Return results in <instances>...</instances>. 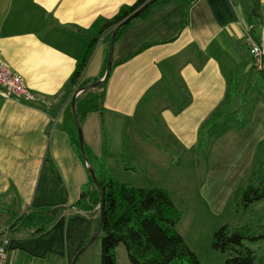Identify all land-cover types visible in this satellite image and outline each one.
<instances>
[{"label":"crops","instance_id":"1","mask_svg":"<svg viewBox=\"0 0 264 264\" xmlns=\"http://www.w3.org/2000/svg\"><path fill=\"white\" fill-rule=\"evenodd\" d=\"M136 1L0 0V59L41 98L28 103L0 97V245L5 237L9 264H71L80 251L74 264H91L82 256L98 213L89 210L91 199H84L82 210L75 207L81 191L93 189L73 142L71 99L105 71L113 30L99 33L100 25ZM258 4L255 18L253 0H158L130 22L114 39L103 108L79 120L86 148L104 162L97 153L104 135L124 141L132 130L148 137L142 109H162V126L175 145L195 148L213 113L222 114V124L238 111L234 118L243 124L235 133L237 150L225 152L232 145L227 143L217 159L220 168L206 173L210 206L226 209L262 152L264 80L253 72L245 43L264 21V0ZM90 41L86 66L71 88ZM58 208L63 212L40 234L19 226L9 230L24 214Z\"/></svg>","mask_w":264,"mask_h":264},{"label":"trees","instance_id":"2","mask_svg":"<svg viewBox=\"0 0 264 264\" xmlns=\"http://www.w3.org/2000/svg\"><path fill=\"white\" fill-rule=\"evenodd\" d=\"M147 1L137 0L131 6L122 7L114 17L100 25L98 32L112 31ZM253 1L254 8L251 15L257 18L260 16L259 4L258 0ZM148 12L149 9L139 18ZM126 26L117 31L115 39ZM92 43L93 41L89 42L76 65L69 80L71 88L77 85L78 78L86 66ZM107 54L104 70L109 51ZM103 75L104 71L101 78ZM104 87L105 85L94 92L87 91L76 101L75 111L78 121L89 113L101 111L105 96ZM222 120V114L216 111L202 124L199 130L200 145L205 142L207 134ZM72 122L74 124L73 119ZM73 142L79 148L76 129L73 133ZM84 150L102 191L101 264H116L115 249L119 244L125 246L130 264H200L176 229L182 214L177 210L166 190L136 188L129 184L119 183L108 174L104 162L98 161L85 145ZM88 177L93 192L84 191V189L81 191L79 204L75 206L79 208L78 210H82L80 205L83 204L85 198L91 199L92 204L89 210L99 209L98 189L89 175ZM234 201L240 202L244 209H248L256 202L264 203V152L257 156L247 183L236 191ZM63 210L58 208L31 211L16 219L9 230L19 226L34 228V234H40L60 216ZM259 220L264 224L262 218ZM258 240H264V234H256L247 227L233 228L229 225H222L212 235L211 248L214 252L227 254L223 264H264V258L257 257L255 252L246 246V242L251 243Z\"/></svg>","mask_w":264,"mask_h":264},{"label":"rangeland","instance_id":"3","mask_svg":"<svg viewBox=\"0 0 264 264\" xmlns=\"http://www.w3.org/2000/svg\"><path fill=\"white\" fill-rule=\"evenodd\" d=\"M252 70L256 72L253 68ZM259 81L261 93L264 94V84L260 79ZM142 110L145 118L141 121V127L148 137L138 138L131 130L127 133L130 136L123 141L116 139L111 132L110 135L103 136L102 143L100 142L97 148L99 157L105 159L108 174L119 183L137 188L166 190L182 214L176 229L187 246L192 247L189 248L200 264H223L227 254L214 252L211 248L212 235L217 228L222 225L233 228L247 227L256 234H264V224L259 222L260 218L264 220V203L256 202L248 209H244L240 202L234 201L236 191L245 185L249 176L237 182L238 189L234 193L230 191L232 195L226 209L212 208L207 200L206 189H209V186L206 185V173L211 169L220 168V165H216L217 159L223 154L227 143L231 142L232 145L228 146L225 152L230 153V148L237 150L235 133L243 124L241 120L234 118L237 115L235 112L238 111L233 112L232 118L209 133L202 145L184 148L175 145L169 130L162 126L160 116L162 109ZM129 125L133 126L132 123ZM222 129L227 131L220 133ZM260 151L264 152V139ZM125 164L131 169L125 170L126 167H123ZM101 239L100 234L83 252L82 258L89 259L91 264L96 260L101 264ZM246 246L252 249L257 257L264 258V240L246 242ZM115 258L116 264H130L123 244H119L115 249Z\"/></svg>","mask_w":264,"mask_h":264},{"label":"built area","instance_id":"4","mask_svg":"<svg viewBox=\"0 0 264 264\" xmlns=\"http://www.w3.org/2000/svg\"><path fill=\"white\" fill-rule=\"evenodd\" d=\"M253 30V27H252ZM258 34L253 36L247 33L245 43L254 71L262 75L264 80V21L258 26ZM0 97L4 99H18L28 103H36L41 100L27 87L23 78L13 72L7 64L0 59ZM7 239L4 237L0 245V264L7 262Z\"/></svg>","mask_w":264,"mask_h":264},{"label":"water","instance_id":"5","mask_svg":"<svg viewBox=\"0 0 264 264\" xmlns=\"http://www.w3.org/2000/svg\"><path fill=\"white\" fill-rule=\"evenodd\" d=\"M158 0H149L146 3H144L143 5H141L138 9H136L133 13H131L127 18H125L123 21H121L112 31V35H111V39L109 42V56H108V60H107V64H106V68L104 71V75L103 77L92 84L86 85L84 87L79 88L78 90L75 91V93L72 96L71 99V113H72V117H73V121H74V125H75V129H76V134H77V139H78V146H79V151H80V155L82 160L84 161L86 168H87V172L94 184V186L98 189L99 192V209H95V213H98V227L95 231V233L93 234L92 239L89 241V243L86 245V247H84L85 249L87 248V246H89L100 234H101V223H102V191L99 187V184L97 182V178L95 175V171L94 169L89 165L86 154H85V150H84V139H83V134H82V129H81V125L78 121L77 115H76V111H75V103L77 101V99L85 92L90 91V90H94V89H98L100 87H102L103 85L106 84L107 79L109 78L110 75V70H111V66H112V54H113V45H114V39L116 36V33L119 29H121L122 27L126 26L127 24H129L131 21L137 19L143 12L147 11L155 2H157ZM191 1V0H189ZM82 251H80L72 260L71 264H74L77 256L81 253Z\"/></svg>","mask_w":264,"mask_h":264}]
</instances>
